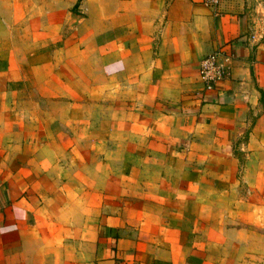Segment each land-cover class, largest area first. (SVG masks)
I'll return each instance as SVG.
<instances>
[{"label": "crops", "instance_id": "1", "mask_svg": "<svg viewBox=\"0 0 264 264\" xmlns=\"http://www.w3.org/2000/svg\"><path fill=\"white\" fill-rule=\"evenodd\" d=\"M0 264H264V0H0Z\"/></svg>", "mask_w": 264, "mask_h": 264}, {"label": "built area", "instance_id": "2", "mask_svg": "<svg viewBox=\"0 0 264 264\" xmlns=\"http://www.w3.org/2000/svg\"><path fill=\"white\" fill-rule=\"evenodd\" d=\"M223 0H203L210 7L218 8ZM219 52H211L199 63V73L207 87L225 78L227 71L219 60Z\"/></svg>", "mask_w": 264, "mask_h": 264}]
</instances>
